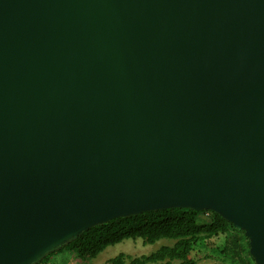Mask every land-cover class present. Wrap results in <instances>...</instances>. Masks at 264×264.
Listing matches in <instances>:
<instances>
[{
    "label": "water",
    "instance_id": "obj_1",
    "mask_svg": "<svg viewBox=\"0 0 264 264\" xmlns=\"http://www.w3.org/2000/svg\"><path fill=\"white\" fill-rule=\"evenodd\" d=\"M168 208L264 264V0H0V264Z\"/></svg>",
    "mask_w": 264,
    "mask_h": 264
},
{
    "label": "trees",
    "instance_id": "obj_2",
    "mask_svg": "<svg viewBox=\"0 0 264 264\" xmlns=\"http://www.w3.org/2000/svg\"><path fill=\"white\" fill-rule=\"evenodd\" d=\"M126 239H141L145 245H154L163 239L174 243L162 245L149 255L133 257L121 253L112 258L110 264H198L200 254L203 258H216L214 264H256L244 231L237 230L212 211L188 208L152 210L115 218L86 230L38 264H45L64 250L97 256Z\"/></svg>",
    "mask_w": 264,
    "mask_h": 264
},
{
    "label": "rangeland",
    "instance_id": "obj_3",
    "mask_svg": "<svg viewBox=\"0 0 264 264\" xmlns=\"http://www.w3.org/2000/svg\"><path fill=\"white\" fill-rule=\"evenodd\" d=\"M174 241L163 239L154 245H145L141 239H126L123 242L107 247L97 256H90L77 251L64 250L53 255L45 264H110L109 261L121 253L133 257L149 255L162 245H173ZM198 264H214L216 258H203L198 255Z\"/></svg>",
    "mask_w": 264,
    "mask_h": 264
}]
</instances>
